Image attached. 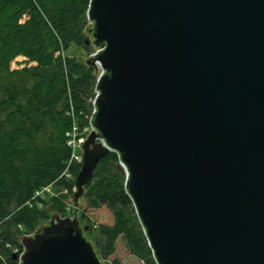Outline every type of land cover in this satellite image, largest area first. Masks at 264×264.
Instances as JSON below:
<instances>
[{
    "label": "water",
    "instance_id": "95a60500",
    "mask_svg": "<svg viewBox=\"0 0 264 264\" xmlns=\"http://www.w3.org/2000/svg\"><path fill=\"white\" fill-rule=\"evenodd\" d=\"M86 16L104 49L72 203L116 153L156 264H264V0H90ZM48 216L18 264H111L79 213Z\"/></svg>",
    "mask_w": 264,
    "mask_h": 264
},
{
    "label": "trees",
    "instance_id": "16d2710c",
    "mask_svg": "<svg viewBox=\"0 0 264 264\" xmlns=\"http://www.w3.org/2000/svg\"><path fill=\"white\" fill-rule=\"evenodd\" d=\"M89 1L0 0V264H17L12 253L22 250L17 230L31 234L45 219L43 208L25 204L65 169L70 155L65 134L73 120L67 113L72 108L78 124L91 113L97 73L72 50L91 48ZM19 57L32 66L11 69ZM79 170L72 171L71 180H58L57 198L44 202L53 215H66L65 200ZM124 183L119 157L110 153L84 187L87 208L79 222L88 227L87 238L97 231L100 259L118 264L110 258L121 240L143 264H156ZM93 211H104L106 222L91 225L85 212Z\"/></svg>",
    "mask_w": 264,
    "mask_h": 264
},
{
    "label": "built area",
    "instance_id": "2783aa9c",
    "mask_svg": "<svg viewBox=\"0 0 264 264\" xmlns=\"http://www.w3.org/2000/svg\"><path fill=\"white\" fill-rule=\"evenodd\" d=\"M103 49L104 48L95 49L93 54H95V52H97V50H103ZM97 69L100 72V69L99 68H97ZM97 77H98V75H97ZM94 92H95L94 93L95 94L94 98H95L96 91L94 90ZM94 113H95V108H94V99H93L92 110H91L90 115L88 117H86L87 124L84 127V129L80 128L77 120L75 119L72 108L67 113V115L72 117V119H73L72 124L70 126V129L65 134L66 147L69 149L70 155H69L67 162L65 163V169L62 172V174L59 176L58 180H60L62 178L66 179V180H71V179H73V172L72 171L76 170L78 167H80V169H81L83 152L80 149L82 148L87 137L94 130L92 123H91ZM58 180L51 183V184H48L46 186H43V187L35 190L34 193L32 194V197L25 204V206H27L28 208H34L37 206V208L41 209L44 206V202L48 201L50 198H57L58 194H57L56 186H57ZM65 212H66V215L59 216V217L60 218L68 217L67 213L69 212V209L67 207H65ZM35 232L36 231H34L31 234H27L24 237H30ZM12 253L14 256H17V264H18L19 258L23 254V248H22V250H19L18 248H14L12 250Z\"/></svg>",
    "mask_w": 264,
    "mask_h": 264
},
{
    "label": "rangeland",
    "instance_id": "374dc122",
    "mask_svg": "<svg viewBox=\"0 0 264 264\" xmlns=\"http://www.w3.org/2000/svg\"><path fill=\"white\" fill-rule=\"evenodd\" d=\"M86 20H87V16H86ZM89 27V22L87 20V24H86V28ZM72 50L74 51V54H76L77 58L79 59V61H82L83 63H86L88 58L94 53L95 48L91 45V48H88L87 51H84L82 49H76V48H72ZM25 66H32V64H30L25 58L19 57L16 58L13 62H11V69H21ZM96 69V73L98 75L99 71L97 68ZM95 93V92H94ZM79 121V120H78ZM87 122H81L79 121V126L81 129H84V127L86 126ZM77 177V176H76ZM76 179V178H75ZM75 182V181H74ZM76 192V188H74L73 193L71 194V196L68 197V199L65 200V207H67L69 209V212L67 213V216L72 218L71 216V210H73L74 212H77L80 214V216L84 213V210H86L87 208V203L83 197V202L85 205L84 209H81L77 206H75L72 203V196L73 194ZM85 189H84V194H85ZM83 194V196H84ZM43 211L45 213V219L40 220L36 225H35V231L45 225H47L50 221L49 218V212H50V203L45 204V206H43ZM85 216L88 218L89 222L91 225H99L100 223H105L106 222V215L104 211H93V212H85ZM79 221V218H78ZM15 232V229H12V234ZM17 234H18V240L22 239L25 235L22 234V232H19L17 230ZM98 233L97 231H95L93 233L92 238H87L88 240H90L92 242L93 245H95V239L97 238ZM116 260L118 262V264H143L140 260L136 259L135 257H133L132 255H130L125 247L124 244L121 240H119L117 242L116 245V252L115 254L110 258V261Z\"/></svg>",
    "mask_w": 264,
    "mask_h": 264
}]
</instances>
